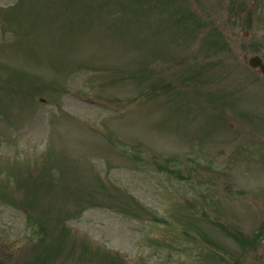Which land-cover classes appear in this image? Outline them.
<instances>
[{
    "label": "rangeland",
    "instance_id": "rangeland-1",
    "mask_svg": "<svg viewBox=\"0 0 264 264\" xmlns=\"http://www.w3.org/2000/svg\"><path fill=\"white\" fill-rule=\"evenodd\" d=\"M254 56L264 0H0V264H264Z\"/></svg>",
    "mask_w": 264,
    "mask_h": 264
},
{
    "label": "water",
    "instance_id": "water-1",
    "mask_svg": "<svg viewBox=\"0 0 264 264\" xmlns=\"http://www.w3.org/2000/svg\"><path fill=\"white\" fill-rule=\"evenodd\" d=\"M249 64L253 68L259 67L261 69L262 73L264 74V62L260 58L255 57V58L251 59Z\"/></svg>",
    "mask_w": 264,
    "mask_h": 264
},
{
    "label": "trees",
    "instance_id": "trees-1",
    "mask_svg": "<svg viewBox=\"0 0 264 264\" xmlns=\"http://www.w3.org/2000/svg\"><path fill=\"white\" fill-rule=\"evenodd\" d=\"M42 230V229H41Z\"/></svg>",
    "mask_w": 264,
    "mask_h": 264
}]
</instances>
